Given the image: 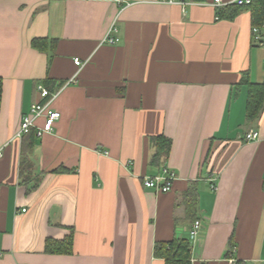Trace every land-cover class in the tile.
I'll list each match as a JSON object with an SVG mask.
<instances>
[{
  "label": "crops",
  "instance_id": "0c3cea01",
  "mask_svg": "<svg viewBox=\"0 0 264 264\" xmlns=\"http://www.w3.org/2000/svg\"><path fill=\"white\" fill-rule=\"evenodd\" d=\"M213 1L0 0V264H164L155 244L186 239L195 221L191 264H264V109L247 121L242 83H264V40L249 10L220 18L234 6ZM112 26L119 43L104 44ZM37 86L60 118L15 139L44 102ZM158 136L171 147L154 167ZM162 167L171 191L144 188ZM69 236L71 255L45 253Z\"/></svg>",
  "mask_w": 264,
  "mask_h": 264
},
{
  "label": "trees",
  "instance_id": "16d2710c",
  "mask_svg": "<svg viewBox=\"0 0 264 264\" xmlns=\"http://www.w3.org/2000/svg\"><path fill=\"white\" fill-rule=\"evenodd\" d=\"M241 10H249L252 19V28H261L264 25V0H251L249 5L229 7L225 11L219 12L220 18L228 20L236 17ZM46 44L45 40H33L31 45L34 49L43 50ZM256 47V45H254ZM1 79H0V100H1ZM242 83L248 85V98L246 105V118L248 122H256L264 109V83L261 85H250L246 78ZM28 133L25 136L34 135L35 132ZM32 133V134H31ZM24 137V136H23ZM149 143L154 149L150 159V166H160L167 159L171 142L163 136L150 137ZM162 162V163H161ZM264 191V182H263ZM163 194V193H162ZM197 190L194 186L190 187L184 195L186 212L188 218L195 221V212L197 206ZM73 248L72 236L62 241L48 240L45 246V253L51 255H71ZM191 244L187 239H173L169 242L156 243L154 246V257L163 260L164 264H191Z\"/></svg>",
  "mask_w": 264,
  "mask_h": 264
},
{
  "label": "built area",
  "instance_id": "2783aa9c",
  "mask_svg": "<svg viewBox=\"0 0 264 264\" xmlns=\"http://www.w3.org/2000/svg\"><path fill=\"white\" fill-rule=\"evenodd\" d=\"M117 5H121L125 2V0H112ZM165 4H180L185 5L183 0H160ZM251 0H235L233 2L224 3L222 0H214L213 5L217 9L219 7L226 6H246L249 5ZM117 29L115 26H112L108 33L106 34L103 43L108 45H116L119 43V39L116 36ZM253 42L257 44V46H263L264 40V25L261 28H253L252 29ZM74 64L76 66H81V61L78 59L74 60ZM38 94L41 99L44 100L43 103H35L31 106L28 114L24 115L21 119L19 128L17 133L15 134V139H20L23 136L27 135L31 131L35 130L36 137L40 138L43 134H49L53 131L54 124L59 120L60 114L59 112L50 108V100L52 96L50 93L44 89L42 86H37ZM38 118H42L43 125L41 127H37L35 121ZM259 139L258 133L255 131H251L245 135L244 141L255 142ZM2 156V152L0 150V157ZM176 180V174L165 167H162L159 170V173L155 176L143 177L141 182L144 188L148 190H152L156 193H168L171 191L174 181ZM201 228V223L199 221H195L187 236V240L192 243L198 236ZM231 264H234V260H230Z\"/></svg>",
  "mask_w": 264,
  "mask_h": 264
}]
</instances>
